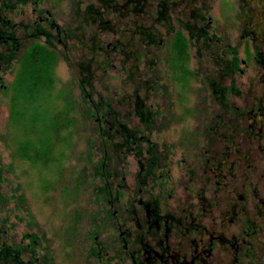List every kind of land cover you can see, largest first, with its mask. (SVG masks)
Returning <instances> with one entry per match:
<instances>
[{"label":"rangeland","instance_id":"374dc122","mask_svg":"<svg viewBox=\"0 0 264 264\" xmlns=\"http://www.w3.org/2000/svg\"><path fill=\"white\" fill-rule=\"evenodd\" d=\"M113 1V10L106 11L99 0H40L36 5L33 0L26 4L9 0L7 4L13 7L0 13V17L14 25L23 48L29 40H25V28L30 33L38 23L53 34L54 30L43 18L52 20L62 35L72 34L64 46L55 43L58 60L52 70V97L40 102L47 104L48 113L60 115L65 111L64 100L68 96L78 101L77 64L86 63L92 74L90 99L94 103H110L108 122L101 125L104 130L112 136L114 130L108 123L118 117L130 128L139 129L140 137H148L158 155L153 175L141 179L137 176L136 157H124L123 152L114 157L111 153L109 146L117 139L104 137V141L91 137L88 141L92 144L91 154L105 142L103 145L112 159L108 161L112 171L109 182L112 190L122 192L116 205L106 206L101 201L96 204V188L101 183L90 177L93 172L86 166L85 138L94 132V119L77 121L72 136L62 131L54 140L56 144H52L53 155L35 165L16 155L26 129L12 124L11 96L4 97L0 91V160L5 167L12 164V171L5 173L6 179L13 186L21 185L33 216L30 221L24 213H18L21 219H17L10 211L13 206L9 205L3 213L8 216L6 228L15 243L27 244L24 234L35 233L43 238L41 246L47 250L41 249L39 253H48L51 264H100L88 256L89 249L96 247L97 242H112L113 220L107 219L105 213L109 211L113 216L117 210L118 217H125L123 208L128 200L153 197L161 207L172 205L186 211L193 206V211L199 210L203 216L216 220L219 212L227 218L234 201L240 207L248 201L247 211L253 203L259 206L264 201V141L257 140L250 147L247 139L250 126L257 136L264 134L263 126L259 132L258 122L264 119V0H141L143 9L135 14L129 11L126 0ZM88 5L99 10L100 24L106 29L98 23L83 24L81 14ZM158 9L164 20L157 18ZM77 10L80 15H75ZM191 12L202 14L204 21L194 20ZM183 22L207 27L209 36L216 40L206 49L201 40L189 38L187 68L191 75L184 81L173 74L167 62L171 52L166 42L170 28L188 37L187 31L181 29ZM135 27L157 34L158 44L147 43L134 33ZM229 49L236 50L238 70L220 76L222 70L214 66L215 59L229 61L230 55L224 53ZM212 50L217 53L215 56L208 53ZM9 66L3 72L4 66L0 69L1 83L5 86L13 82L15 63ZM213 78L218 86L235 88L224 99V108L208 87L207 80ZM163 86L167 87L166 92ZM138 100L145 109L159 113L154 114L150 131L133 115V104ZM260 108L262 117L249 114L250 109L258 114ZM238 112L241 114L237 115ZM102 115L99 112L101 118ZM247 148L251 153L245 155ZM98 156L99 152L93 161ZM55 167H60L61 176L56 174ZM112 196L117 199V192ZM226 227L228 230V224Z\"/></svg>","mask_w":264,"mask_h":264},{"label":"trees","instance_id":"16d2710c","mask_svg":"<svg viewBox=\"0 0 264 264\" xmlns=\"http://www.w3.org/2000/svg\"><path fill=\"white\" fill-rule=\"evenodd\" d=\"M7 1L9 0H0V13H5L6 9L13 7L12 5H8ZM18 1L21 4H26L29 0ZM39 1L40 0H33V3L36 5ZM126 1L128 5H130L128 9L131 13L135 14L143 9L140 3L141 0ZM99 3L106 11L113 10V5L115 4L113 0H99ZM163 7L166 9L164 3ZM39 12L42 13L43 11L40 10ZM156 13L159 20L165 19L159 9ZM191 13V17L194 20L199 19L204 21L202 14ZM75 15H80V12L77 10ZM99 16V10L93 5H88L81 14V20L83 24L89 22L98 23L96 25L106 29V27L100 24ZM3 18L0 17V48L2 47V50L0 49V69L4 66L2 72L5 71L13 62L15 63V67H13L12 70L14 74L13 82L9 84V86H5L1 83L2 77L0 76V91L3 92L4 97L11 96V114L14 119L12 124L20 125L24 130H27H25V135L18 144L16 151L17 157L30 160L35 163V165L39 162H44L46 158L48 159L53 155L54 145L52 144L55 143V138L62 131H65L67 136H72L73 130H77V125L80 120H83V123L84 120L94 119L96 125L94 132H92L90 136H84L87 138L86 166L90 167L93 172L90 177L97 178L101 183V186L96 188V204L101 201L106 206H110V202L114 203L116 201V196H112V194L118 192V190H112V185L109 182L112 171L108 166V161L110 162L112 159L108 156L107 149L103 145L105 142L102 143V148L99 147V150L94 148L95 153L91 154L92 144H90L91 142L88 143L91 137L94 136V138L102 140H104V137L108 139H117L118 142L109 146L113 156L117 157L118 152H123L124 157L133 155L136 157L139 167L137 176L141 177V179H147L153 175L154 169L157 166L158 155L154 149L155 144L152 143L148 137H140L139 129L130 128L126 123L120 121L118 117H115L113 122L108 123L110 128L114 130L112 136L101 126L108 122L106 116L111 113L110 103H103L101 101L94 103V101L90 99L92 93V74L87 69L86 63L80 62L77 64L78 73L80 75L77 82L79 91L78 101L72 99L70 96L66 97L64 100V103L70 110L66 107L65 111L57 115L54 112H47V104H40L42 99L52 97L51 92L54 86L52 70L58 60L55 43L64 46V42L67 38L72 36V34L70 32H63L62 35L61 31L54 26L52 20L43 18L46 25L54 30L53 34H51L50 30H46L38 23L35 24V27L30 33H28L29 31L25 28L23 29V33L26 35L25 40H29L27 41L28 44L23 48L21 41H19V38L15 35L14 25ZM180 26L183 31H187L188 37L180 30H172L171 28L168 30L169 37L166 42L169 46L171 56L167 59V62L172 68L173 74L175 73L178 79L181 78L182 81H184L186 76L191 75L187 68V63L189 61V38H194L195 41L201 40L206 49L209 47V43H213L216 40L209 36L207 27L205 26L197 27L192 22H183ZM134 33L140 34L149 44H158L157 34L148 33V30L140 27H135ZM97 49L100 50L101 48ZM208 53L212 56L217 54L214 50L208 51ZM224 53L229 54L231 59L225 61L217 56L218 58L215 59L214 63V66L222 70V72L219 73L220 76L227 75L228 71H237L239 66L235 49L226 50ZM213 70L214 72L216 71L215 68H213ZM215 82V78L207 80L208 87L213 94L212 96L215 97L216 101L218 100L220 102L219 106L224 108V99L228 93L235 92V88L232 85L228 90L226 87L216 85ZM166 89L167 87L163 86L164 92H166ZM141 103L142 101L138 100L133 104V115L138 117L139 122L145 125L144 128L146 130L150 131L153 125L154 114L157 116L159 113L152 112L149 108L145 109L141 106ZM76 108H79V110L77 111ZM99 112H103V118L99 116ZM75 115L78 116V118H76ZM82 116H84V119H81ZM67 139L68 138H66V144H69V139ZM98 152L101 156H98V159L93 161L95 157H97ZM61 156L63 157V153L60 154V158H62ZM55 168V170L58 171L56 174L61 176L60 167ZM11 171L12 164L5 167L0 160V264H51L48 253L42 255L39 253V250H47V248L41 246L43 238H40L37 234H24L23 237L28 241L27 244L15 243L9 238L10 235L6 228L8 216H3L4 209L7 206H13V210L10 211L14 212L17 219H21L18 217V213H24L30 221L33 220L21 185L17 183L16 186H13L12 183L8 182L6 179L5 173ZM140 186H143V181L140 182ZM121 187L122 186H119V188ZM105 215H107V217H112L109 211H106Z\"/></svg>","mask_w":264,"mask_h":264},{"label":"flooded vegetation","instance_id":"af4514ba","mask_svg":"<svg viewBox=\"0 0 264 264\" xmlns=\"http://www.w3.org/2000/svg\"><path fill=\"white\" fill-rule=\"evenodd\" d=\"M257 111L258 114H253L254 109H250L249 114L262 117V108ZM262 120L258 121L259 132L261 126L264 127ZM249 135L250 147L257 140L264 141V134L257 136L252 126ZM249 148L245 155L251 153ZM121 193L117 192L115 205ZM247 202L241 207L233 202L226 213L227 223L220 212L216 220L203 216L199 210L193 211V206L186 211L172 205L161 207L153 197L128 200L123 208L125 217H118L116 210L107 218L113 220L112 242L95 243L96 247L89 249L88 256L100 264H264V201L261 200L259 206L253 203L248 211ZM239 211L243 212L241 218H238ZM204 219L209 220L208 223H204Z\"/></svg>","mask_w":264,"mask_h":264}]
</instances>
